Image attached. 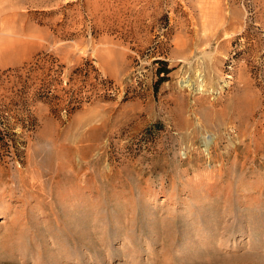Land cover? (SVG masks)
<instances>
[{"label":"rangeland","instance_id":"1","mask_svg":"<svg viewBox=\"0 0 264 264\" xmlns=\"http://www.w3.org/2000/svg\"><path fill=\"white\" fill-rule=\"evenodd\" d=\"M0 264H264V0H0Z\"/></svg>","mask_w":264,"mask_h":264},{"label":"trees","instance_id":"2","mask_svg":"<svg viewBox=\"0 0 264 264\" xmlns=\"http://www.w3.org/2000/svg\"><path fill=\"white\" fill-rule=\"evenodd\" d=\"M164 63V62H163ZM170 72V70L169 69H167V68H160L159 70H158V73H159V75H161L162 73H169ZM162 80H164V78H163V76H161V78H160V81H162ZM158 86V85H157ZM157 86H156V88H157Z\"/></svg>","mask_w":264,"mask_h":264}]
</instances>
